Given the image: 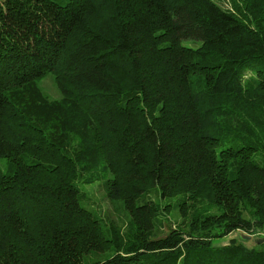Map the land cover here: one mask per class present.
I'll list each match as a JSON object with an SVG mask.
<instances>
[{"label":"trees","instance_id":"obj_1","mask_svg":"<svg viewBox=\"0 0 264 264\" xmlns=\"http://www.w3.org/2000/svg\"><path fill=\"white\" fill-rule=\"evenodd\" d=\"M261 234L264 0H0V264H264Z\"/></svg>","mask_w":264,"mask_h":264},{"label":"rangeland","instance_id":"obj_2","mask_svg":"<svg viewBox=\"0 0 264 264\" xmlns=\"http://www.w3.org/2000/svg\"><path fill=\"white\" fill-rule=\"evenodd\" d=\"M221 3L223 5L226 4V0H220ZM40 85L42 86V88L50 94V96L52 98H59L62 96V93L60 92V89L58 88V85L55 82V78L53 76V74L50 72L48 73L41 81H40ZM91 166L95 165L94 163H90ZM90 174V173H89ZM91 175H93L92 177V181L86 182L82 185L81 187V191L83 193H85L86 197L88 198V200L90 201V205L98 208L99 211L102 213V215L104 217H106L109 221H114L117 225L121 226V227H126L128 228V225H126L127 222V213L123 208L122 202L119 199H114L112 200L110 198V195L108 193L107 190V186L105 184V179H103V174L102 171H93L91 173ZM108 175V174H106ZM178 203V202H177ZM177 206V205H175ZM204 208H206V206H203ZM207 209V208H206ZM172 216H173V220H176V223L179 221V215L177 210L172 212ZM162 226V225H161ZM126 231V229H125ZM161 232L162 228L157 229L156 228V232ZM245 230L243 229H233L232 231L229 232L228 236L223 237L222 239L218 240V242L221 245H225L228 244L230 242L231 239L239 237L240 232H243ZM243 233H247L246 235L248 236H253L250 235L249 232H243ZM259 233V232H257ZM260 236H264L263 234H261ZM257 235V237L255 238V240L260 239L261 237ZM243 237V234H242ZM244 238V237H243ZM264 240V238H262ZM256 247H258V243L260 244L261 242H256V241H252ZM110 253L108 252L106 253H97V254H93L92 256H88V260L90 261V263L92 262H98L99 260H103L105 257H107Z\"/></svg>","mask_w":264,"mask_h":264},{"label":"water","instance_id":"obj_3","mask_svg":"<svg viewBox=\"0 0 264 264\" xmlns=\"http://www.w3.org/2000/svg\"><path fill=\"white\" fill-rule=\"evenodd\" d=\"M243 237H244V238H251L250 236L245 235V234H243ZM256 241H257V242H263L264 240H263L262 238H260V239H257Z\"/></svg>","mask_w":264,"mask_h":264}]
</instances>
